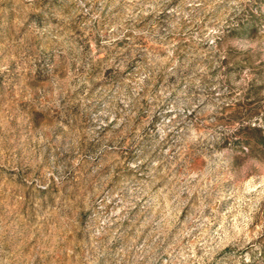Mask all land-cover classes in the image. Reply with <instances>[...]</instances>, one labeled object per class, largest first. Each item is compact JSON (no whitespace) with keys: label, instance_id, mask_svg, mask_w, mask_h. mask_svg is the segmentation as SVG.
<instances>
[{"label":"rangeland","instance_id":"obj_1","mask_svg":"<svg viewBox=\"0 0 264 264\" xmlns=\"http://www.w3.org/2000/svg\"><path fill=\"white\" fill-rule=\"evenodd\" d=\"M264 0H0V264H264Z\"/></svg>","mask_w":264,"mask_h":264},{"label":"trees","instance_id":"obj_2","mask_svg":"<svg viewBox=\"0 0 264 264\" xmlns=\"http://www.w3.org/2000/svg\"><path fill=\"white\" fill-rule=\"evenodd\" d=\"M263 142V145H264V141H262Z\"/></svg>","mask_w":264,"mask_h":264}]
</instances>
